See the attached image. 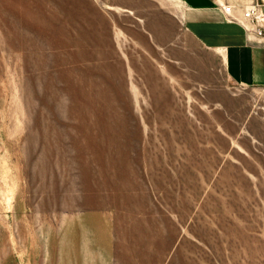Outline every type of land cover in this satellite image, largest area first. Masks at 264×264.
I'll use <instances>...</instances> for the list:
<instances>
[{"label": "rangeland", "instance_id": "1", "mask_svg": "<svg viewBox=\"0 0 264 264\" xmlns=\"http://www.w3.org/2000/svg\"><path fill=\"white\" fill-rule=\"evenodd\" d=\"M181 10L0 0V264H264V87Z\"/></svg>", "mask_w": 264, "mask_h": 264}, {"label": "crops", "instance_id": "2", "mask_svg": "<svg viewBox=\"0 0 264 264\" xmlns=\"http://www.w3.org/2000/svg\"><path fill=\"white\" fill-rule=\"evenodd\" d=\"M182 8L181 19L207 49L220 54L229 76L246 86L264 87V45L252 42L243 26L227 19L223 7L233 5L241 17L245 7L264 0H174Z\"/></svg>", "mask_w": 264, "mask_h": 264}, {"label": "built area", "instance_id": "3", "mask_svg": "<svg viewBox=\"0 0 264 264\" xmlns=\"http://www.w3.org/2000/svg\"><path fill=\"white\" fill-rule=\"evenodd\" d=\"M233 8V5L223 7L227 19L241 24L252 42L264 45V3L245 7L241 17L233 13Z\"/></svg>", "mask_w": 264, "mask_h": 264}, {"label": "bare ground", "instance_id": "4", "mask_svg": "<svg viewBox=\"0 0 264 264\" xmlns=\"http://www.w3.org/2000/svg\"><path fill=\"white\" fill-rule=\"evenodd\" d=\"M23 6H25V5H23ZM32 6V5H31ZM56 9V8H55ZM24 11H25V8H24ZM28 11V10H27ZM70 13V12H69ZM31 14V13H30ZM37 19V18H36ZM41 20V19H40ZM66 25V24H65ZM65 27V26H64ZM89 28V27H88ZM82 36V35H81ZM87 49V48H86ZM87 83V82H86ZM58 100V99H57ZM92 100V99H91ZM107 122V121H106ZM97 123V122H96ZM102 124V122H100V125ZM102 127V126H101ZM100 127V128H101ZM104 127V126H103ZM103 130H104V128H103ZM105 131V130H104ZM102 132V131H101ZM98 133V132H97ZM115 133V132H114ZM101 135V134H100ZM104 135V134H103ZM107 135V134H106ZM105 136V135H104ZM108 136V135H107ZM101 137V136H100ZM92 138V137H91ZM111 140V139H110ZM109 141V140H108ZM102 143V142H101ZM106 150H107V148H106ZM104 151V150H103ZM115 155V154H114ZM107 156V155H106ZM130 156V155H129ZM96 161V160H95ZM112 169V168H111ZM117 188V187H116Z\"/></svg>", "mask_w": 264, "mask_h": 264}]
</instances>
